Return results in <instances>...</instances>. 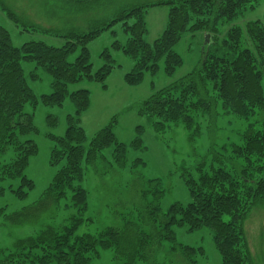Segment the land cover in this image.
<instances>
[{"label": "trees", "instance_id": "1", "mask_svg": "<svg viewBox=\"0 0 264 264\" xmlns=\"http://www.w3.org/2000/svg\"><path fill=\"white\" fill-rule=\"evenodd\" d=\"M60 1L94 11L103 0ZM257 1H166L164 3L169 5L166 26L152 43L143 38L146 9L141 5L121 10L110 22L102 23L93 31L65 34L67 40L62 46L29 41L16 47L10 33L0 24V155L8 149L13 152L10 161L0 166V178L18 179V186L10 187L17 198H25L34 186L24 170L30 157L37 152L36 143L24 138L26 134L36 132V127L32 114H25L23 107L26 103L33 106L37 99L26 84L21 62H34L36 68H42L52 77V91L42 95L43 103L61 106L69 97L75 105L74 115L67 116L63 136L51 135L56 146L51 151L50 165L59 164V167L47 188L29 207L8 214L4 208L0 209L2 220L10 225L34 220L62 200H68L76 211L58 223H43L36 234L16 239L11 249H0V264H90L101 256L102 250L108 249L114 251L113 264H135L138 258L150 263L151 250L160 247L162 241L170 242V250L179 254L186 264H195L196 257L204 255L203 248L177 243L175 226H183L188 231L208 227L220 264H255L244 236V223L251 210L264 202V27L260 20L246 22L245 31L232 25L220 43L217 34L219 25L242 16L246 10L253 9ZM0 10L15 26L39 30L27 28L1 2ZM120 20H123L127 41L123 45L115 41L112 48L120 49L134 61L132 69L123 76L128 85L138 84L144 71L155 72L160 60H163L164 73L172 75L182 65V58L174 46L184 33L210 35L197 68L153 91L142 102L139 112L157 119L153 122L156 132H163L170 123H181L192 140L200 133L197 122L200 116L213 118L221 111L248 120L258 112L261 118L256 126L251 123L240 133V141L228 144L229 148L221 146L232 153L228 158L229 167L220 165L224 160L218 153L209 164L201 163L193 169L181 167L180 177L191 198L186 204L174 202L161 213L154 202L149 214L142 218L141 226L128 224L125 231L107 226L94 232H79L85 222L92 223L90 218L83 217L88 206L87 190L81 184L85 166L95 163L100 152L111 145L120 168H124L126 156L124 144L112 133L116 116L84 147L85 133L80 116L88 106V92L85 89L69 92L67 87L81 79L95 80L104 86L103 81L114 67L110 50L105 48L101 52L103 64L93 70L87 45L100 31ZM77 47L78 55L68 62V55ZM29 76L38 78L35 71ZM48 122L54 125L56 120L49 117ZM140 144L138 138L132 141L135 148ZM213 161L220 164L215 165ZM138 164L143 163L135 159L133 166ZM146 185L149 190H154L155 199L163 195L157 178L148 179ZM149 190H138L140 198L145 199ZM47 217L52 219L51 214ZM119 257H123V262Z\"/></svg>", "mask_w": 264, "mask_h": 264}, {"label": "rangeland", "instance_id": "2", "mask_svg": "<svg viewBox=\"0 0 264 264\" xmlns=\"http://www.w3.org/2000/svg\"><path fill=\"white\" fill-rule=\"evenodd\" d=\"M166 1L169 0H103L94 11H89L60 0H0L3 6L12 10L28 26L27 28L39 30H25L22 25L15 26L1 10L0 24L10 33L12 44L16 47L29 41H43L49 45L62 46L67 40L65 34L93 31L102 23L110 22L121 10L141 5L146 9V33L143 38L152 43L166 26L169 9V5L164 3ZM253 20H260L264 27V0H258L253 9L246 10L232 22L219 25L218 43L226 37L232 25H238L245 31L246 22ZM122 21H116L108 29L100 31L87 45L93 70L103 64L101 52L105 48L110 50L114 67L103 81L104 86L95 80L81 79L67 87L69 92L79 89L88 92L89 103L80 116V125L85 133L84 147L88 146L96 132L116 116L112 133L118 142L124 144L126 156L125 166L120 168L113 155L114 147L111 145L100 152L95 163L85 166L81 184L87 190L88 206L83 217L90 218L92 223L85 222L79 232H94L107 226L125 231L128 224L135 223L140 227L142 218L145 219L149 214L148 211L154 202L158 204L161 213L174 202L186 204L191 198L180 177L181 167L193 169L201 163L209 164L214 160L215 153L220 154L224 162L212 163L229 167L228 158L232 153L228 149L223 150L221 146L226 145L229 148L228 144L240 141V133L251 123L256 126L261 118L258 112L248 120L239 119L232 113L223 114L221 111L213 118L200 116L197 120L200 133L192 140L181 123H170L163 132H156L153 122L157 119L139 112L142 102L153 91L169 85L197 68L202 61V52L210 35L203 32L184 33L174 46V50L182 58V65L177 67L172 75L164 73L163 60H160L155 72L144 71L138 84L128 85L123 76L132 69L134 61L120 49L112 48L115 41L122 45L127 41L128 35L123 31ZM128 22L132 23V20ZM78 53L79 47L68 55L67 61H74ZM21 66L26 84L37 99L33 106L26 103L23 107L25 114H32L33 125L36 127V132L24 136L37 145L36 154L30 157L24 170V174L33 181L34 186L25 198L19 199L10 191V187L15 189L18 186V179L0 178V190L3 191H0V209L4 208L6 214L31 206L43 194L59 167V164L50 165L51 151L56 146V141L51 135L62 137L68 114L74 115L75 112V105L69 97L65 98L61 106L43 103L42 95L52 91V77L42 68H36L34 62L22 61ZM31 71H35L38 78L31 79ZM49 117L55 118L54 125L48 122ZM136 138L141 140L140 147L137 148L132 146V141ZM11 157V149L1 154L0 166L10 161ZM135 159H140L143 164L133 166ZM155 178L159 180L160 189L164 191L157 199L154 198V190H149L146 185L148 179ZM140 189L149 190L145 199L140 198ZM69 204L68 200H62L59 205L48 207L47 213L44 212L40 217L16 225L5 223L0 213V249H11L16 239L36 234L43 223H58L68 215L74 214L75 208H71ZM50 214L52 219L47 217ZM173 230L177 243L203 248L204 255L196 257L195 264H220V256L208 227L188 231L183 226H175ZM244 233L254 263L264 264V202L249 213L244 223ZM161 244L151 250L150 263L138 258L135 264H186L179 254L170 250V242L162 241ZM113 254L114 251L110 249L102 250L101 256L90 264H113ZM119 258L123 262V257Z\"/></svg>", "mask_w": 264, "mask_h": 264}]
</instances>
